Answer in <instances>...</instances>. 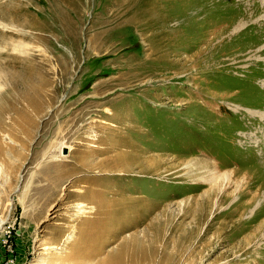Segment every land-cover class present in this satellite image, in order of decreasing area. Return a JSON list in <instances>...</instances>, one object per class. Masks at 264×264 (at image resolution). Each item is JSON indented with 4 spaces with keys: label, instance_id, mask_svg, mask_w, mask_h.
Wrapping results in <instances>:
<instances>
[{
    "label": "rangeland",
    "instance_id": "374dc122",
    "mask_svg": "<svg viewBox=\"0 0 264 264\" xmlns=\"http://www.w3.org/2000/svg\"><path fill=\"white\" fill-rule=\"evenodd\" d=\"M0 264H264V0H0Z\"/></svg>",
    "mask_w": 264,
    "mask_h": 264
},
{
    "label": "bare ground",
    "instance_id": "6f19581e",
    "mask_svg": "<svg viewBox=\"0 0 264 264\" xmlns=\"http://www.w3.org/2000/svg\"><path fill=\"white\" fill-rule=\"evenodd\" d=\"M67 150H68L67 148H64V149H63V155H66V154H67V152H66ZM68 151H69V150H68ZM254 198H255V197H254ZM252 200H253V199H252ZM257 234H258V232H256L255 235H257ZM255 235H254V236H255Z\"/></svg>",
    "mask_w": 264,
    "mask_h": 264
},
{
    "label": "water",
    "instance_id": "95a60500",
    "mask_svg": "<svg viewBox=\"0 0 264 264\" xmlns=\"http://www.w3.org/2000/svg\"><path fill=\"white\" fill-rule=\"evenodd\" d=\"M67 152V151H66Z\"/></svg>",
    "mask_w": 264,
    "mask_h": 264
}]
</instances>
